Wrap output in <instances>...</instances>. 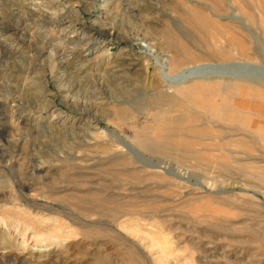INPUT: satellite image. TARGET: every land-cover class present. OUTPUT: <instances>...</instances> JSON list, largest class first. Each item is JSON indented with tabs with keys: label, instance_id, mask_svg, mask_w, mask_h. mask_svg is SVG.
<instances>
[{
	"label": "rangeland",
	"instance_id": "374dc122",
	"mask_svg": "<svg viewBox=\"0 0 264 264\" xmlns=\"http://www.w3.org/2000/svg\"><path fill=\"white\" fill-rule=\"evenodd\" d=\"M22 21L0 33L31 62L0 70V264H264V0H0ZM146 45L198 76L161 81Z\"/></svg>",
	"mask_w": 264,
	"mask_h": 264
},
{
	"label": "bare ground",
	"instance_id": "6f19581e",
	"mask_svg": "<svg viewBox=\"0 0 264 264\" xmlns=\"http://www.w3.org/2000/svg\"><path fill=\"white\" fill-rule=\"evenodd\" d=\"M41 9V8H40ZM75 15V14H74ZM74 15H64L63 13L62 14H60L59 16H58V19H56V20H58V22H66V21H74L76 18H74L75 16ZM56 18V17H55ZM79 21V20H78ZM19 22H21V21H19ZM23 22L24 21H22V23L19 25L18 23H17V25H8V24H2V25H0V33L1 34H3V33H5V32H7V31H9V30H11V29H13V31L14 30H18V29H22V27H21V25L23 24ZM74 23H75V21H74ZM73 23V24H74ZM25 24V23H24ZM71 26V25H70ZM114 26V25H113ZM69 27V26H68ZM87 28H89V27H87ZM68 29H70V28H68ZM112 29H113V27L112 26H109V25H106V24H99V26H98V31H99V33H100V35L101 36H98V37H95V38H93V40H94V43H95V41L96 42H103L104 41V39L107 37V36H109V35H111V33H112ZM75 30V29H74ZM66 31H68L67 29H66ZM73 32H75V31H73ZM11 34V33H10ZM93 34V33H92ZM9 35V34H8ZM77 35V34H76ZM103 35V36H102ZM79 36V35H78ZM82 36L85 38V39H92V36L89 34V30H86V31H84L83 32V34H82ZM83 37H82V39H83ZM81 38V37H80ZM8 39H10V37H5L4 39H2L1 41H0V70H4V71H6V70H9L11 67H13V68H15V67H17V66H15V63H17V64H20V66H22V65H24L23 67H25V68H28V67H30V65H31V62L29 63V62H27V64H24L25 62H24V59L27 57L24 53H23V51H21V49L18 47V46H16V45H13V43H11L12 41H8ZM77 40V39H76ZM78 42H79V40H78ZM30 46V45H29ZM23 50V49H22ZM9 53H11V54H13L14 55V53H15V56H10L9 55ZM103 53H105V52H103ZM162 52L161 51H159L158 50V48L157 47H155V46H150V45H146V47H145V49H144V51L140 54V56H142V55H151V56H153L155 59H156V64H155V66L159 69V78H160V80L162 81H166L169 85H175V84H178V83H181L182 81H186V80H188L189 78H194V77H197L198 75H195L192 71V69H182V71L181 72H179V73H174V74H172L171 73V71H170V69H171V67H170V59H169V57H164V55H162L161 54ZM69 62V61H68ZM69 64V63H68ZM68 64H63L62 66H61V68H63V70H68V69H71V70H75L74 72H76V74L77 73H79L82 69H85V68H87V67H89L90 65H92V59L91 58H85L84 60H82V61H80V64L76 67V68H70V64L68 65ZM152 64V62H150L147 66H146V75H148V72H150L151 73V71H150V69H149V67H150V65ZM10 71V70H9ZM156 72V71H155ZM70 73V72H69ZM217 74L219 75V76H225L226 75V73H224V72H217ZM216 74V75H217ZM145 75V74H144ZM151 75V74H150ZM156 75V74H155ZM203 76V75H202ZM83 77V76H82ZM102 77V76H101ZM97 78L98 80H97V82H96V84H97V87L98 88H100L101 89V87H103V81H102V78ZM147 77V76H146ZM157 77V76H156ZM232 77V76H231ZM145 78V77H144ZM77 79L78 80H80V81H84V78H76V80L75 81H77ZM146 79V78H145ZM159 81V80H158ZM218 81V80H217ZM35 83H37V82H35ZM10 85V84H9ZM8 85V86H9ZM35 85V84H34ZM5 88H7L6 90L7 91H10V90H8V88L9 87H6L5 86ZM10 89V88H9ZM36 89V88H35ZM32 93V97L33 98H37L38 96H37V93L35 92V91H33V92H31ZM30 93V94H31ZM181 93H183L182 91H181ZM12 94V93H11ZM178 97H179V95H178ZM177 97V98H178ZM182 98V97H181ZM180 98V99H181ZM35 100H38V99H35ZM173 100H175V99H173ZM176 100H178V99H176ZM175 100V101H176ZM181 101V100H180ZM176 103H177V101H176ZM14 106V105H13ZM181 106V105H180ZM22 107V106H21ZM34 107V106H33ZM185 107V106H184ZM185 110V109H184ZM85 112H89V110H84ZM89 113H91V112H89ZM92 119L94 120V121H98L99 120V118L98 117H95V116H93L92 117ZM191 120L190 121H192L193 119L192 118H190ZM196 119V118H195ZM194 121V120H193ZM192 121V122H193ZM145 144H146V140H145ZM0 188H3V183L2 184H0Z\"/></svg>",
	"mask_w": 264,
	"mask_h": 264
}]
</instances>
